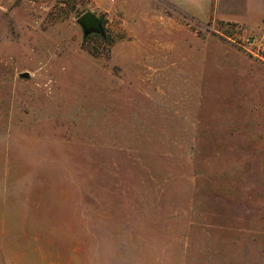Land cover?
Masks as SVG:
<instances>
[{"label":"rangeland","instance_id":"rangeland-1","mask_svg":"<svg viewBox=\"0 0 264 264\" xmlns=\"http://www.w3.org/2000/svg\"><path fill=\"white\" fill-rule=\"evenodd\" d=\"M167 15L0 0V264H264L263 34Z\"/></svg>","mask_w":264,"mask_h":264},{"label":"crops","instance_id":"crops-1","mask_svg":"<svg viewBox=\"0 0 264 264\" xmlns=\"http://www.w3.org/2000/svg\"><path fill=\"white\" fill-rule=\"evenodd\" d=\"M170 4L178 28L183 20H191L201 26L211 21L234 24L247 32H259L264 37V0H156ZM163 17H166L163 15ZM182 19V20H179ZM179 31V30H178Z\"/></svg>","mask_w":264,"mask_h":264},{"label":"water","instance_id":"water-1","mask_svg":"<svg viewBox=\"0 0 264 264\" xmlns=\"http://www.w3.org/2000/svg\"><path fill=\"white\" fill-rule=\"evenodd\" d=\"M78 20L86 24L88 27L96 25V17L91 12H85Z\"/></svg>","mask_w":264,"mask_h":264},{"label":"built area","instance_id":"built-area-1","mask_svg":"<svg viewBox=\"0 0 264 264\" xmlns=\"http://www.w3.org/2000/svg\"><path fill=\"white\" fill-rule=\"evenodd\" d=\"M110 1H115V0H110Z\"/></svg>","mask_w":264,"mask_h":264}]
</instances>
